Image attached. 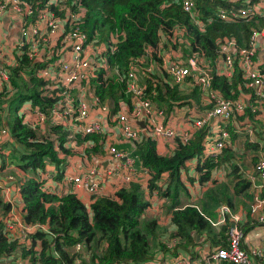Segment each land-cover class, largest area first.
Listing matches in <instances>:
<instances>
[{
  "label": "trees",
  "instance_id": "obj_1",
  "mask_svg": "<svg viewBox=\"0 0 264 264\" xmlns=\"http://www.w3.org/2000/svg\"><path fill=\"white\" fill-rule=\"evenodd\" d=\"M70 1L68 0V3ZM76 1L83 10L77 23L87 35L94 36L98 42L105 44L114 38L113 51L106 53L109 70L104 74L100 69L95 77L89 79L95 93L108 103H112L113 109L118 107L117 103L121 100L128 103L129 94L125 89L128 69L137 62L135 59L144 55L149 61L143 59L141 63L135 64L136 78L143 84V96L163 108L166 113L172 111L174 105L190 103L191 98L199 102L198 95L201 93L197 86L177 87L169 83L160 54L167 48L179 49L181 56H187L191 51L202 53L210 66V87L214 91H219L225 98L238 97L245 91L253 95V90L243 79L236 60L233 63L232 73L225 75L222 69L217 67L215 59L218 56V44L224 39L232 38L236 48L248 47L251 31L253 29L264 31V16L224 20L213 14L216 6L225 4L224 1L194 0L198 16L204 21V25L198 27L188 13L182 10L177 0ZM235 4L239 5V1ZM207 16H211L209 21L206 20ZM65 24V28L68 27L69 24ZM147 62H152V69L144 72ZM43 63L22 54L16 56L15 63L9 67L8 79L0 89V115L3 107L13 102L15 114L5 126L22 145L23 151L21 149L19 154L20 169L31 172V175L18 184L22 200L21 218L27 223H45L49 233L35 226L27 232L28 242L25 243L27 246H23L22 239L18 236L12 238L6 234L3 223L0 222V261H14V255H18L22 246L23 255H28L29 259L37 261L38 264H74L76 258H79L83 264H136L153 256L155 243L158 245V250H166L164 231L157 240L160 227L152 216L144 215L148 201L138 181H129L111 194L97 195L88 205L73 192L55 194L44 190L39 173L44 169L47 161L59 169L62 159L57 155L59 150L53 146V139L62 141L63 133L60 126L52 124L49 126L51 137L44 132L40 138L34 137L33 129L25 122H21L16 114L17 106L25 99L31 105H37L45 113L48 112L54 98L44 93L43 80L33 73V68ZM119 76L121 79L118 78ZM210 106L211 102H206L204 108ZM262 106L264 108V94ZM234 116L225 125L228 132L226 142L230 132L231 135L233 133L232 120L244 117L243 119L248 120L252 128L256 122L251 121L254 113L250 111L248 105L242 113H235ZM256 124L261 125L262 121L257 120ZM206 130L208 127L205 125L197 129L187 140L177 139L168 154L158 153L155 141L148 135L139 141L130 142L131 153L136 158V163L146 168L150 174L146 180L149 189L157 186V182L161 180L164 187L160 189L159 194L170 198L169 207H172L170 218L175 230L170 235L174 238L171 250H179L187 244H192L194 236L191 231L204 232L210 247L225 246L227 243L229 222L221 226L220 233L223 235V230L226 229V236L220 241L215 238L216 230H213L210 221L205 217L212 218L213 208L223 201L231 205L225 184L217 183L207 187L200 201V209L195 204L181 205L177 199L179 190H182L179 168L186 158L200 152L201 138ZM255 130L257 132L262 130L264 133L263 129ZM235 133L245 134L241 131ZM235 135L233 133L232 138ZM84 138H90L93 142L91 150L99 145L98 134H87ZM244 142L246 145L251 144L248 138H245ZM226 147L224 144L221 148V152L224 150L226 154L220 157L219 162L227 158L229 147ZM59 148L69 152L60 145ZM257 160L254 162V168ZM210 166L208 162L201 164L199 168ZM163 173L166 175L163 176ZM236 185L242 188L246 185V180L238 178ZM1 207V211L5 213L9 204L2 202ZM237 223L244 232L242 224L239 221ZM77 240L84 244L85 257H81L78 252L71 249ZM35 243L40 247L37 254L33 248ZM192 252L194 253V250Z\"/></svg>",
  "mask_w": 264,
  "mask_h": 264
},
{
  "label": "built area",
  "instance_id": "obj_2",
  "mask_svg": "<svg viewBox=\"0 0 264 264\" xmlns=\"http://www.w3.org/2000/svg\"><path fill=\"white\" fill-rule=\"evenodd\" d=\"M182 10L188 13L196 26L202 27L204 21L199 18L194 0H177ZM224 1L214 10V15L224 20L234 18H251L264 16V0H217ZM76 0H0V18L6 14L9 19L17 18L15 26L20 38L8 44L7 33L0 30V89L8 79L9 67L15 63L16 56L22 54L29 59L44 62L33 68L35 76L43 80L42 89L48 96L54 98L45 113L37 105L29 104L30 111L23 116V121L28 125L41 126L47 124L58 125L63 133V140L58 142L53 139V146L60 150L59 145L69 151H80V146H87L90 138H84L87 134H98L102 145L104 161L107 167L101 173L95 168L88 169L81 175L65 174L63 179L74 182L90 194V198L101 194L104 176L116 178L117 187L127 184L129 181H138V172L150 177L146 168L134 165V156L131 150L117 147L118 142L139 141L146 135L156 143L159 139H169L175 142L177 139L185 141L203 126L208 127L205 137L208 140L210 155H216L226 142L228 132L226 123L236 114L244 111L248 105L254 117H261L262 99L264 94V72L260 71L258 64L253 59L256 52V40L263 34L262 29H253L250 34L248 47L236 48L234 40L227 38L218 44L217 62L221 65L225 75L232 73L233 63L236 60L243 79L249 86H253V95L243 97L225 98L219 91L210 87L211 73L206 57L197 51L190 55L181 56L180 50L164 49L161 54L162 66L167 73V79L177 87L197 86L199 92L206 97L211 106L207 109L195 110L193 113L184 105L172 108L174 111H183L182 116L188 121L187 127L179 128L166 121L163 108L154 105L148 97L142 95L143 84L136 78L135 64L142 60L149 61L146 55L133 63L128 69L126 78V92L129 94L128 103L122 100L113 109L112 103L100 98L89 83L91 77H95L100 69L107 73L109 67L106 62V53L113 51L114 38L108 43L98 42L96 37L87 35L77 21L80 20L83 10ZM211 16H207L209 21ZM65 23H68L66 30ZM51 59V60H49ZM205 59V62H204ZM152 62H147L144 72L152 69ZM121 79V76L118 77ZM181 107V109H180ZM141 121V127L137 122ZM7 129L0 126V157L4 151L1 143ZM1 163V161H0ZM259 182L254 184L249 201V213L255 220L264 225V158H259L255 164ZM6 177L11 178L10 175ZM164 183L161 180L157 186L149 189L145 183L147 205L150 206V198L159 196ZM10 186L2 185L0 191L8 194ZM48 191V187L43 186ZM9 210L4 216L3 230L12 238L16 236L22 239V245L27 246V232L37 226L49 233L45 223H27L22 220V200L17 186V197L9 199ZM226 206L221 208V217L217 222L225 220ZM231 223L227 227V243L225 246H214L194 254L192 249L171 250L174 241L171 238L166 243V250L160 251L151 258L136 264H264V234L260 246L249 249L243 246L244 232L237 223L239 216L232 213L229 216ZM22 246V248H23ZM35 254L40 251L37 243L34 244ZM168 248V249H167ZM81 257L86 256V250L82 241H75L71 247ZM14 255V261H0V264H38L28 258V255ZM79 255V256H80ZM10 257V256H9ZM8 258V257H7ZM6 258V259H7ZM76 258L74 264H83Z\"/></svg>",
  "mask_w": 264,
  "mask_h": 264
},
{
  "label": "crops",
  "instance_id": "obj_3",
  "mask_svg": "<svg viewBox=\"0 0 264 264\" xmlns=\"http://www.w3.org/2000/svg\"><path fill=\"white\" fill-rule=\"evenodd\" d=\"M234 2H236V0ZM15 23H17V18L9 19L6 14H3L0 18V30L7 33L6 37L8 39V44L13 43L15 39L20 38ZM253 59L258 64L260 71L264 72V33L258 35L257 37L256 52ZM215 60L217 63V67L221 69V65L219 61L217 62V58ZM250 87L253 90V86ZM248 94L249 92L245 91L240 95L246 97V95ZM199 95V102H195L191 98L190 103H184L182 105H184L187 109L188 107H190L192 111H195L197 109L202 110L207 101L206 97L203 94ZM28 104H30L29 101ZM5 112L6 106L3 107L2 114L0 116L4 115ZM182 114L183 111L170 110L167 113L165 112V118L166 121L171 125L178 126L179 128L187 127L188 121H185V117L182 116ZM260 116L264 117L263 106L260 112ZM243 118H236L235 120L231 121L232 123H234L233 130L231 131H233V133L236 135L232 138L233 133L231 135L230 132L229 139L225 143V145L227 146L226 148L229 147L227 158L226 160H224L223 158L221 162H219L220 157L224 156L226 153H224V150H222V152L220 151L221 153H218L216 155L209 154V149L207 147L208 140L205 139L208 130L205 131L203 137L201 138L202 148L200 149V152L196 155L186 158L179 168V178L182 182V190H179L177 199L179 200V204L181 205L195 204V206L200 209V201L203 199L204 192L207 190V187L212 185L214 186L217 183L225 184L227 193L230 196L231 205H228L225 201H223L213 208L214 216L212 218L207 216L205 217L210 221L213 230H216L217 237L215 238H218L221 241V239L226 236V229L223 230V235H221V226L223 224H227L226 222H229L230 224L231 220L229 219V216L232 213L237 214L239 216L238 221L244 227V236L242 241L243 246L249 249L251 247L260 246L264 234V225L256 222L254 216L248 213V204L251 199L252 192L254 191V184L259 182L257 170L254 168V162L257 160V158L264 157V133L262 132V130L260 132H257L255 130L257 129L256 122L253 124L252 128L249 121L244 120ZM253 118L252 120H250L256 121L253 120ZM3 123L7 125L10 122L7 119L3 121ZM137 125L141 127L142 122L138 121ZM262 125H264V120L262 121ZM239 131L245 133L244 135L246 137L242 134L235 133ZM245 138H248V141L250 140V143L254 144V146H252L251 144L246 145L244 142ZM92 145L93 142L90 140V143L87 146H80V148L82 149L80 151H58L57 155L62 159L61 163L59 164V169H57L53 163H45L44 169L41 172L47 173L50 178L44 174L39 175L42 178L41 184L48 187V192L62 194L70 191L73 192L84 204L88 205L91 202L92 199L90 198V194L86 190H84L74 182L64 180L63 176L67 173L70 175L78 176L82 173L87 172V170L91 168H95L101 173L104 172L108 164H106V162L104 161L105 157L103 154L102 145L99 142V145L96 147V149L91 150L90 148L92 147ZM130 146L131 145L129 141H122L117 143V147L124 150H131ZM12 147H10V149H13L15 150V152H18L20 154L21 149L19 147H16L15 145L13 148ZM173 147L174 142L169 139H159V141H156L155 143L156 151L160 154L170 153ZM10 149H6V153H8ZM6 153L4 152V156L6 155ZM135 159L136 158L134 157L133 163L134 165L138 166ZM0 161V168L5 166L7 171H13V174H16V176L14 177L12 173L8 172L12 175L11 178L6 177L5 175H0L2 185L10 186L8 194H4L0 191V200L2 202L9 203V199H15L17 197V186L22 181V177L24 175H26V177L28 176V171L24 172L22 169H20L19 164H17L19 163V158L18 160H15V164L9 163L6 159V156L0 157ZM208 162L211 164L209 168H199L201 164ZM165 175L166 174L163 173V176ZM137 178L144 191L145 196L147 193L145 188L147 178L141 171L138 172ZM238 178L246 180V185L244 187H237L236 181ZM117 188L118 187L115 177L104 176L101 187V194H111ZM160 195L162 196L161 193ZM159 198L160 197L158 195L152 196L150 198V206L144 208V214H146V216H152L160 227V231L157 235V240H159L160 233L164 231L166 242L168 243V241L171 239V233L175 231L174 226L171 223L172 220L170 218V211L172 207H169L170 198L167 195L162 199ZM165 199L167 210L163 211L161 205ZM222 206H226L228 211L224 212L225 220L223 222H217L218 219L222 216ZM19 214L21 217V213ZM191 232L194 236V242L192 244H187L179 250L185 249L188 246L185 250L189 251V249H192L196 254L197 252L212 248L209 245V241L205 238L204 232ZM217 243L219 244L220 242ZM157 247L158 245L155 243V250L153 255L157 254L160 251H165V249L158 250ZM223 264L231 263L223 261Z\"/></svg>",
  "mask_w": 264,
  "mask_h": 264
},
{
  "label": "rangeland",
  "instance_id": "obj_4",
  "mask_svg": "<svg viewBox=\"0 0 264 264\" xmlns=\"http://www.w3.org/2000/svg\"><path fill=\"white\" fill-rule=\"evenodd\" d=\"M174 34H176V33H174ZM204 62H205V59H204ZM11 96L12 95H10V98H11ZM5 104H6V102H5ZM154 105L155 106H158L156 103H154ZM188 109H190L191 113H193V111H192V109L190 107H188ZM14 110H15V108L13 107V102L8 103V105L6 104V112H5V114L2 115V116H0V126H4L7 129V134L4 135V138H3L2 143H1V146H2V148L4 150L1 153V157H5L6 156V159L8 160V162L9 163H12V164H15L14 163L15 160H18L19 153L18 152H15V150H13V149H10V147H12V146L14 147V145H15L16 147H19L20 149H22V151H23V148H22L21 143H19V141L16 139V137L10 133V131L8 130V127L5 126V123H3V121H5V120L8 119V121L10 122L11 119H12V117L15 114L14 113ZM21 111H22V113H21ZM28 111H30V107H29V104H28L27 99L22 100V102L17 106V109H16V113L20 117L21 122H24L22 118H23V116H26V114H27ZM253 120H256V122H257V120L261 122V121L264 120V117L253 118ZM25 123L28 124L27 122H25ZM49 126H50V124L47 123V124H43L41 126L37 125V126H34V127H32V126H30V127L34 131V137L40 138L42 136V133L43 132L44 133H47V135L51 137V135L49 134L50 133ZM263 127H264V125L257 124V127L256 128L259 129V130H261V129H263ZM6 149H10L8 153H6V151H7ZM62 151H64V150H62ZM4 152L6 153L5 156H4ZM17 164H19V163H17ZM46 164H52V163L47 161ZM8 172L12 173V175H14V177L16 176V174H13V171H10V170L7 171V169H6L5 166H3L2 168H0V175H5V176L6 175H10L12 177V175L10 173H8ZM39 174H44V175H47V177H49V175L47 173H45V172H40ZM28 175H31V172L30 171H28ZM25 177H26V175H24L22 177V179H25ZM165 201H166V199L164 200V202H162V205H161V208H162L163 211H166L167 210L166 209V206L167 205H166V202ZM1 203H2V201L0 200V222L1 221L4 222L3 218H4V216L6 215L7 212L4 213V212L1 211L2 210ZM8 210H9V208H8ZM144 215H146V214H144ZM19 247H21V246H19ZM21 248L19 249L18 254L19 253L20 254L22 253Z\"/></svg>",
  "mask_w": 264,
  "mask_h": 264
}]
</instances>
